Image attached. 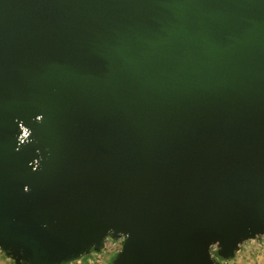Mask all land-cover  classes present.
Returning <instances> with one entry per match:
<instances>
[{
	"label": "water",
	"instance_id": "95a60500",
	"mask_svg": "<svg viewBox=\"0 0 264 264\" xmlns=\"http://www.w3.org/2000/svg\"><path fill=\"white\" fill-rule=\"evenodd\" d=\"M260 235L264 0H0L6 257L222 264Z\"/></svg>",
	"mask_w": 264,
	"mask_h": 264
},
{
	"label": "rangeland",
	"instance_id": "374dc122",
	"mask_svg": "<svg viewBox=\"0 0 264 264\" xmlns=\"http://www.w3.org/2000/svg\"><path fill=\"white\" fill-rule=\"evenodd\" d=\"M215 250V247L214 249ZM212 250V251H213ZM114 252H101L95 254V258L88 261L82 258L79 262L74 261L70 264H109ZM222 264H264V235L245 241L244 246L239 252H236L232 259L221 261ZM0 264H14L11 259L0 251Z\"/></svg>",
	"mask_w": 264,
	"mask_h": 264
},
{
	"label": "built area",
	"instance_id": "2783aa9c",
	"mask_svg": "<svg viewBox=\"0 0 264 264\" xmlns=\"http://www.w3.org/2000/svg\"><path fill=\"white\" fill-rule=\"evenodd\" d=\"M26 134H27L26 128L25 127H22L21 136L22 135L25 136ZM244 244H245V242L241 245L240 250L242 249V247L244 246ZM120 246H121V238L116 239V240L115 239H111V238H107L106 239V242H105V245H104V247H103V249L101 251H99V252L92 251L88 255H86L85 257H83V258H85L88 261H92L91 259H94L95 258V256H94L95 254H98V253H101V252L105 253V252H109V251L111 253L112 252L115 253L120 248ZM80 260H77V262H79Z\"/></svg>",
	"mask_w": 264,
	"mask_h": 264
},
{
	"label": "trees",
	"instance_id": "16d2710c",
	"mask_svg": "<svg viewBox=\"0 0 264 264\" xmlns=\"http://www.w3.org/2000/svg\"><path fill=\"white\" fill-rule=\"evenodd\" d=\"M212 252H213V255H214L215 258H217V259L220 260V261H223L222 258H220L219 256H217V254H216V250H213ZM110 261H111V259H110ZM110 261H109V264H110Z\"/></svg>",
	"mask_w": 264,
	"mask_h": 264
}]
</instances>
